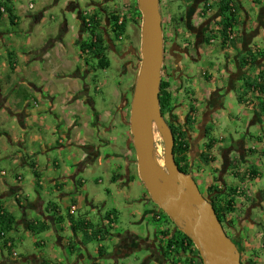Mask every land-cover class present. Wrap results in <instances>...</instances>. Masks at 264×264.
Masks as SVG:
<instances>
[{"label":"crops","instance_id":"crops-1","mask_svg":"<svg viewBox=\"0 0 264 264\" xmlns=\"http://www.w3.org/2000/svg\"><path fill=\"white\" fill-rule=\"evenodd\" d=\"M13 1L0 0V4H6L13 16L10 18L5 6L2 7L0 11V211H5L15 219L13 208H19L23 218L18 222L15 219L12 231L24 230L26 236L31 234L29 225L39 226V223H46L49 229L39 233L38 236L46 234V237L50 238L56 235L57 245L63 248L64 255L50 250L47 256L44 253L40 256L30 255L18 261L15 257L17 253L13 251L15 239L10 237V232L5 238L8 244H11V249L4 245L5 241H0V248L10 251L7 256H2L1 264L20 262L49 264L51 261H56L57 264H65L64 261L67 262L66 264H103L104 259H111L113 264H124L123 259L127 256L143 250H146L148 255L140 264L152 262L186 264L187 258L184 254L180 257L173 255L170 258H163L166 246L159 237V234L165 231L163 229L156 230L154 238L148 236L144 240L141 235L132 231L116 232L114 229L116 225L107 220L111 211L106 214L100 213L102 223L96 227L88 218L81 216L77 220L73 216L79 211L78 201L82 199L81 195L85 193L87 186L81 176L87 174L89 167L97 163L101 164L104 147L109 148L112 144L111 137L118 116L128 128L124 136L128 141L130 153L132 136L127 124L128 113L125 110L121 116L116 111L114 117L111 111L104 113V109L101 110L103 113H100L96 102L90 96L88 82L96 73L93 68L96 60L94 62L90 60V65L87 64L85 60L88 57L81 50L90 35L83 31L80 17L83 10L78 4L70 2L67 6L72 12L78 11L77 30L70 28L65 21L55 38H48L40 46L32 47L33 26L39 28L48 25L45 15L49 5L45 6L38 15L28 11L17 14ZM233 1L238 7L237 23L234 27L237 35L236 43L223 45L219 1L185 0L189 22L185 27H178L181 28L179 30L181 35L193 44L188 58L191 59L189 63L191 66L210 64L213 66V73L200 69L196 75L193 67L187 64L185 66L183 63L186 68L182 81L185 91H180L175 97L179 103L176 114L181 127L187 129L191 136V144H193L190 155L193 157L203 153L204 146L208 142L205 131L207 128L212 130L210 137L215 144L211 152L214 162L207 165L210 178L214 171L219 172L222 181L214 185L223 183L224 186H219V190L236 191L233 197L235 211L228 220H235L233 231L239 239L238 247L241 256L246 260L243 261L246 264H264V182L263 173L257 167L261 163L264 164V111L259 108V102L264 101V94L250 91L244 97V102L239 101L244 94V83L249 82L250 79L259 83V75L264 72V58H258L256 63L245 68H241L240 64L241 59L249 52L256 55L264 54V45L257 43L258 40L264 41V3L262 0H256V10L251 15L242 8L239 0ZM99 4L101 3L92 1L87 11L92 14L97 10L102 21L100 34L109 45L105 54L117 55L119 40L113 41V37L108 35V16L98 10ZM207 7L211 8L212 14L214 12V15L216 14L215 16L211 13L207 14V18L210 19L201 16L202 11ZM29 10L32 9L29 7ZM22 18H26L31 26V34L27 36L25 43L21 41V35H24L22 29L26 26L21 23ZM7 22L12 27H19L21 32L5 30ZM69 32L73 33L72 40H66ZM216 43L219 47L212 50V46ZM222 56H224L223 61H221ZM123 66L122 73H133L129 71L130 66ZM102 85L107 86L108 81ZM134 86L135 81L128 82L120 96L122 104H131L132 98H129V95H133ZM237 89L241 91L237 97L239 105L253 112L251 123L259 130L256 134L248 131L239 139L231 138L225 141V137L217 138L214 135V127L220 126V119L230 106L226 103L228 95L231 96V91ZM188 90L192 91V102L187 99ZM113 104L114 100L111 99L110 110L113 109ZM122 104L118 109H123ZM188 105H192L195 109L189 108ZM189 115L193 121L190 126L186 122ZM74 143L78 146H74ZM120 158L118 156L117 160ZM197 160L198 158L194 159L192 164L196 165ZM116 166L120 169L119 164ZM26 169L32 172L33 180L28 181L23 178V171ZM251 171L258 172V177L251 180ZM205 177L207 178V175L204 176L203 181L208 183L204 188L209 189L211 183ZM259 181L262 185L256 188L255 184ZM112 182H116V175L112 177ZM67 199L71 201V205L68 206L69 211L72 207L76 208L74 214L71 212L69 214V225L55 202ZM110 220L115 221V217H110ZM66 228L71 229L72 233V238L68 237L67 241L60 235ZM87 239L98 241L111 239L113 254L110 255L108 250L100 245L97 251L92 253L87 247ZM36 246L45 247L44 238L37 240ZM65 247L73 255L72 259H67ZM75 257L76 259H73Z\"/></svg>","mask_w":264,"mask_h":264},{"label":"rangeland","instance_id":"rangeland-1","mask_svg":"<svg viewBox=\"0 0 264 264\" xmlns=\"http://www.w3.org/2000/svg\"><path fill=\"white\" fill-rule=\"evenodd\" d=\"M92 1H95L97 3L100 2L101 4H99L98 8L108 7L110 8L109 10L112 13L113 12L117 13L120 16V19L123 20L127 19L128 22L127 34L124 36L125 38L123 39V44L119 45V50H118L120 53H122L121 55H123V58H126L124 60L125 62L121 61L122 60L121 57L109 53L108 56L109 59L111 60L110 68L106 69L105 71H101V70L96 71V73H94L93 77L88 82V85L91 90L90 96L96 102L97 110H99L100 113H103L101 111L103 109H104V113L106 111L108 112L111 111L114 117V115L116 114V109L120 106V99H121L120 96L124 92V88L127 87L128 82L133 83V81H136V77L138 75V71L140 68L142 15L140 13L141 15L140 19L135 16L134 9L136 6L138 7L137 0H85V1L14 0L13 7L15 6L14 8H16L15 11L17 14H20L22 11H28L31 14L38 15L44 10L45 6L49 5V7L46 8L47 14L45 15L47 21L46 23L48 25H45L46 27L41 26L39 28L36 27V25L33 26L34 33L33 35H31L32 36L31 41H32V47H34V45L40 46L42 43H44V41L48 40V38L49 39L55 38V36L59 34L58 32L61 28V24L64 23L65 21H67L70 28L73 27L74 29L77 30L78 11L76 10L75 12H72L71 10H68L67 6L70 4V2L74 3L75 5L78 4L80 9L84 11L89 8V4ZM239 1L242 4V8L245 11L249 12L251 15L256 10V0H239ZM262 1L264 3V0ZM105 2L107 3V5L105 4ZM30 5L33 6L32 10H29ZM160 6L163 17V29L164 31H166V36L169 39L171 36L169 27L172 25V22L175 21L174 19H176L175 18L176 15L177 18H179L176 8L177 0H162ZM95 13L99 15L97 10H95ZM21 23H23V25L26 24L25 29H22V34L24 35L23 36L21 35V41L25 43L27 36L31 34V30H30L31 26H29L30 24L26 18H22ZM5 30H8L10 32H16V31L21 32L20 31L21 29H19V27L18 28L12 27L9 24V22L6 23ZM70 31L72 30L70 29ZM73 38L74 36L73 33L71 32H69L66 35V40L67 39L72 40ZM257 43L258 44L262 43V45H264V41L262 40H258ZM169 44L167 43L168 46ZM24 46L26 47V45ZM216 47H219L218 43L212 46V50H215ZM128 52H131L132 57H127ZM223 60H224V56H222L221 61ZM127 61L131 62L129 71H132L135 75L133 73H128V74L122 73L121 70L122 65L124 64L127 65ZM214 61H217V59H214ZM172 64H173L172 60L169 59V56H167L164 62V66L166 68H170ZM186 64L194 68L196 75L198 74L200 69L213 73V66L210 64L205 66H202L200 64L199 65L196 64L193 66H191L189 63ZM106 81H108V85L103 86L102 84ZM188 91L191 93V95L187 93V99L189 100V102H192L193 100L192 91L190 90ZM116 92H118V95H116ZM240 93L241 91L237 89L233 92L231 91L230 93L231 96L228 95V100L226 103L229 104L230 106L229 108L226 109L225 113L221 117L220 126L214 127V131H215L214 135L217 138L225 137L226 139L225 141H228L231 138L239 139L240 136H243L244 134L248 133V131H250V133L252 134H256V132H258L259 129L256 128V126H254L251 123L253 119V115H252L253 112L248 109H245L244 107H241V105H239L238 103L237 97L239 96ZM129 98L133 99V95L130 94ZM111 99L114 100L112 110L109 109V103ZM174 100H175L174 104H177L178 99L174 98ZM188 106L189 108H194L192 105H188ZM115 126H116L115 131L113 132L111 137L112 144L109 148L104 147L101 164L97 163L94 166L89 167L87 174L81 176V178L87 183V186L84 191L85 193L81 195L82 199L78 201L79 211L76 212L73 216L77 220H79L81 216L88 218L93 222V225L96 227L97 225L102 223L100 213L106 214L107 212L110 211L115 212V214L118 213L116 215H113L115 217V221L113 225H116L114 227V229H116L115 230L116 232H121L122 230L132 231L134 233L141 235L144 238V240H146L148 236L154 238L156 230L163 229L165 230L164 231L165 233L167 232V235H163L162 233L164 232H161L159 234V237L162 238V241H164L165 246H167L169 240L172 238L170 236V231H168V229L174 228V224L170 220L167 221L165 219L160 209H159L160 214H158V216H160L159 219L157 220L156 218L155 219L152 218L154 214H156V212L159 211L158 209H155L157 207L150 199L143 183L139 179L137 163L135 162L136 165L134 163V159L136 160V156L134 157L131 151L129 153L128 141L124 136V133L126 130H128V128L123 124V121L121 118H119V116H118V120L115 122ZM90 139H96V138H90ZM155 140H156L155 144L157 148L158 158L163 163L164 145L158 133L155 134ZM65 145L67 146V141L65 142ZM73 145L78 146L76 145V143H74ZM118 156L121 157L120 160H117ZM109 157H114V158H109ZM117 164H119L120 169H117L116 166ZM129 164L130 166H128ZM3 166L5 167V165ZM127 167L129 168V171L131 173L130 175H127V171H126ZM195 167H197V169H195L194 171L196 181L202 193L206 192L205 194L208 195L207 192L208 189L204 188L205 184L208 182L203 181L204 176L206 175L207 178L205 177V179L210 181L212 188L218 189L219 186L222 187L223 183L222 185L221 184L217 186L214 185L215 183H219V182L221 183L222 181L219 172L216 171H214L213 173L211 172L212 177L210 178L209 168L207 166H204V164L200 161V159L196 161ZM257 167L260 168V172L263 173V182H264V164L261 163L260 165H257ZM115 175H116V182H112V177ZM257 177L258 175H256L255 177H251V180ZM23 178L29 181V180H33L34 176L29 169H26L23 171ZM260 184L262 185L260 181L257 182L255 184V187L258 188ZM55 202L58 204L62 212V216L66 221L67 225H69L70 208L68 209V206L71 205L70 204L71 201L67 199L66 201H58V202L55 201ZM13 209H14L13 211L14 217L17 220L16 222L21 221L23 218V214L20 212V209L16 207H14ZM231 215H228V217H232ZM230 221L232 222V225H234L235 220L231 219ZM40 224H46V223L42 222L39 223V225ZM14 226L15 223L13 224V228ZM70 231L71 229L69 230V228H66L64 232L60 233L61 237L65 238V241H67L68 237L72 238V233ZM9 235L13 239H15V247L13 251L17 253L15 254V257H17L16 260L18 261L23 258H27L30 255L40 256L42 253H44L47 256L50 253V250L58 251L60 254L64 255L62 251L63 248L57 245L56 235H52L50 236V238H47L46 234H41L39 236L36 235L37 237L32 234H30V236H26L24 230L21 229L20 231H15V232L11 231ZM43 238H44V242H46V246L45 247L36 246V241L41 240ZM86 243H87V247L92 253H95V251H97L100 245V246H104L105 249L108 250L110 255L113 254L111 239H106L104 241L87 239ZM8 248L11 249L12 247L11 248L8 247ZM65 248H66L65 252H67V259L68 260L72 259L73 255L70 254L67 247ZM9 249L0 248V264L3 261V257L7 256V253L10 252ZM196 252L198 251L194 246L192 249V253L196 254ZM147 255L148 252L146 250L139 252L135 251L134 253L123 259V262L124 264H140L141 261L145 260V257ZM189 257L190 258L187 259H191V256ZM73 259H76V257ZM242 260L245 259L242 257ZM245 261H243L242 263L246 264ZM64 263L66 264L67 262L64 261ZM185 263L193 264L189 260H186ZM18 264H29V263L20 262ZM49 264H57V262L51 261ZM103 264H113V262L111 259H104ZM151 264H157V263L152 262Z\"/></svg>","mask_w":264,"mask_h":264},{"label":"water","instance_id":"water-1","mask_svg":"<svg viewBox=\"0 0 264 264\" xmlns=\"http://www.w3.org/2000/svg\"><path fill=\"white\" fill-rule=\"evenodd\" d=\"M137 4L142 15L141 62L129 126L139 179L153 203L192 241L203 264H243L213 205L192 175L181 172L175 161V137L160 103L165 54L160 0H137ZM179 61L176 58V65ZM156 133L164 145L163 163L157 155Z\"/></svg>","mask_w":264,"mask_h":264},{"label":"trees","instance_id":"trees-1","mask_svg":"<svg viewBox=\"0 0 264 264\" xmlns=\"http://www.w3.org/2000/svg\"><path fill=\"white\" fill-rule=\"evenodd\" d=\"M162 3V0H160V4ZM6 5V4H5ZM5 5L0 4V11L2 10V7ZM7 12H9L10 18H12V12L8 8V6L4 7ZM3 8V9H4ZM135 16L140 19V12L138 11V7H135ZM220 14H221V22L220 25H222L221 35H222V41L223 45L226 44H235V39H230V35L233 33V29L237 23L236 16L238 13V7L234 2H231L230 0H221V6H220ZM99 11H103L107 14V21L109 25V30L107 31L109 36L113 37V41L119 40L121 37H124L127 34V19H124L122 23H120V16L115 13L111 12L107 7H101ZM137 12V14H136ZM142 18V17H141ZM82 20V28L83 31L85 30L89 35L90 38L87 42L83 43L81 50L84 53V55L87 58L86 63L90 65L89 61L96 60L94 62L95 66L93 67L95 71L98 70H104L108 69L111 66L110 60L108 59V56L105 54V51L109 48V45L107 44L104 37L100 34V28L102 25V21L99 19V16L97 14H93L91 17V27H87ZM258 58H264L263 53H258L256 55L255 53L249 52L245 55L244 58L241 59L240 64L241 68H245L246 66L253 65L257 62ZM260 82L256 83L250 79L249 82L244 83V94L241 95L239 98V101L242 103L244 102V97L248 92H258L260 95L264 94V72H262L260 75ZM169 84L162 82L161 88H160V103H161V111L163 115H166L171 109V107L174 104V98L172 95L168 92ZM188 94L191 95L189 91H187ZM259 108L264 111V101L259 102ZM193 110V109H192ZM187 125H191L193 121L191 120V115H189L186 119ZM174 136H175V147H174V155L178 153L182 159L181 160H187V155L189 152V145L187 143V131L184 127H177L175 124L170 126ZM212 130L206 129L205 136L208 139V142L205 145L206 152L202 153L200 161L205 165H209L212 162H214L213 157L211 156V152L214 148L215 141L213 138L210 137ZM177 163V162H176ZM178 165V163H177ZM180 171L183 173H186V170L179 167ZM258 175L256 171H251L250 176L255 177ZM209 192H215V198L213 203V207L217 213V216L219 220H221L222 217L228 216L229 214L234 213V205H235V199L233 198L236 195V191L234 189H231L229 193H223V190H218L217 188L210 187ZM218 192V193H217ZM161 213L165 217L167 221L170 219L166 214H164L162 211ZM115 214V212H111L109 216H107V220L111 221L113 224L114 221L110 220V217H112ZM15 223V219L5 211H0V236L3 233L6 237L7 233H10L13 230V224ZM82 225V224H81ZM81 228H84L81 226ZM29 231L32 235L36 236L39 233H43L49 229V226L47 224H40L39 226L36 225H29ZM163 235H167V232L162 233ZM3 237H0V240L5 241L4 245L8 244L7 239ZM194 245L192 241L184 235L182 232L177 230V233L172 236V238L169 240L168 245L166 246L165 254L166 258L170 256H181L184 254L186 258H189V256H192V249ZM100 252H103L100 250ZM189 260V259H188ZM199 261L201 264H203L202 260L199 257Z\"/></svg>","mask_w":264,"mask_h":264},{"label":"flooded vegetation","instance_id":"flooded-vegetation-1","mask_svg":"<svg viewBox=\"0 0 264 264\" xmlns=\"http://www.w3.org/2000/svg\"><path fill=\"white\" fill-rule=\"evenodd\" d=\"M194 1L198 2L199 0H194ZM212 1H216V0H212ZM218 1H219L218 7L220 9L221 0H218ZM230 1L234 2L233 0H230ZM105 4L107 5L106 2H105ZM186 4L187 3H185V0H178L177 1V7L176 8H177V13L179 15V18H177V15H176V17H175L176 19H174L175 21L172 22V25L169 27L170 32H171V36H170L169 39L166 36V31H164V29H163V31H164V50H165V52H164L165 53L164 54V62L166 60V57L169 56V59L172 60L173 64H172V66L170 68H166L165 66H163L162 82H165V83L169 84L168 92L172 95L173 98L177 97L179 95L180 91L181 92L185 91V89H184L185 87H184L182 81H183V78H184L183 77L184 76L183 73H184V70L186 68L184 67L183 63H185V66H186V63L190 62L189 60H191V59L188 60V58H189V55H190V50H192V48H193V44L191 42H189L188 39H185L181 35V33L179 32V30L181 28L178 27V26L185 27V24H187L189 22L188 11L185 10ZM98 9L100 10L101 8H98ZM84 12L85 11H82L80 13V17H81V19H83V21H84V17H83V13ZM202 12L203 13L201 14V16L203 18H207V14H210V13H211L212 16L216 15V14L214 15L215 12L212 14V11H211L210 7H207V9H204ZM93 14H94V12L92 13V16H93ZM207 19H210V18H207ZM233 35L235 37L234 39H236L237 35H236L235 31H234ZM123 39H124V37H121L119 39V43L120 44H123ZM169 42H170V44H169ZM167 43L169 44V46L167 45ZM117 49H119V44L117 45ZM121 54L122 53H120L119 51L117 52V56L121 57V59H122L121 61H124L126 58H123V55H121ZM127 54H128L127 57H132L131 52H128ZM178 57H180V61H179L178 65H176V58H178ZM189 64L191 65V63H189ZM125 65L126 64H124V66ZM126 66H131V62L127 61V65ZM166 70H167V73H166ZM188 70H189V68H188ZM175 84H177V85H175ZM173 88H175V89H173ZM121 102L123 103L122 99L120 101V105L122 104ZM180 103H181V101H180ZM178 106H179V103L173 104V106L171 107L170 111L168 113H166V115H163L164 118L166 119V121L168 122L169 126L175 124L177 127H181L179 119H178V116L176 114V110H177ZM122 107H123L122 110L117 108L116 111H117L118 115L123 116V111L127 110V113H128L127 124H128L129 131H130L129 121H130V114H131V104L130 103H124V104H122ZM188 126H190V125H188ZM185 130L187 131V135H188L187 143L189 145V152H188V155H187V160H185V161L181 160L182 157L178 153H176L174 155L175 156V161L178 163L179 167H181L182 169L186 170V174H191L192 177L194 178L195 182L197 183L196 177H195V173H194L195 169H197V168L192 163L194 162V159H197V158L201 159V155L202 154L200 156H194V157H193V155H190L191 154L190 153V148H191V145L193 143L191 144V138H190L191 136L189 135L188 130L187 129H185ZM175 145H176V143H175ZM130 147L132 148V150H131L133 152L132 155L134 154L133 156L135 157L136 156V151H135V148H134V145H133V141L130 143ZM204 152H206L205 146H204L203 153ZM135 162H136V160L134 159V163ZM135 165H136V163H135ZM128 166H130V164ZM126 171H127V175L131 174L128 167L126 168ZM207 192H208V195L205 194L206 192L202 193V191H201V193L205 196V198L213 205L212 202L214 201L216 193L215 192H209V190ZM223 193H229V192H224L223 191ZM155 209H158L159 212H156L157 215L154 214L153 217H154V219L156 218L158 220L159 217H160V216H158V214H160V210H159L158 207L155 208ZM229 215H231V214H229ZM228 219H229L228 216L222 217L220 222L222 223L223 228H224L225 232L227 233V235L236 243V245L238 247L239 239H238L237 235L235 234V232L233 231L234 225H232V222L230 220H228ZM175 228L176 227L174 225V228L168 229V231H170V236L171 237L174 236L176 234L177 230H178L177 228L176 229ZM124 240L126 241V239H124ZM238 249H239V247H238ZM239 251H240V249H239ZM197 253H198V255H197ZM163 258L166 259L165 252L163 253ZM189 261L192 262L193 264H194V262H195V264H201L200 261H199V252H196V254L192 253L191 259H189ZM242 262H243V260H242Z\"/></svg>","mask_w":264,"mask_h":264},{"label":"built area","instance_id":"built-area-1","mask_svg":"<svg viewBox=\"0 0 264 264\" xmlns=\"http://www.w3.org/2000/svg\"><path fill=\"white\" fill-rule=\"evenodd\" d=\"M80 1H85V0H80ZM30 9H33V6L32 5L30 6ZM83 17H84V23H85V25L87 27H91V23H92L91 22V17H92L91 12L85 11L83 13ZM122 21H123V19L120 20V23H122ZM233 34H234V32L230 35V39H234L235 38ZM75 211H76V208L75 207H72L70 212H71V214H74ZM0 237L3 238V237H5V235L2 233ZM7 246L8 247H11V244H7Z\"/></svg>","mask_w":264,"mask_h":264},{"label":"clouds","instance_id":"clouds-1","mask_svg":"<svg viewBox=\"0 0 264 264\" xmlns=\"http://www.w3.org/2000/svg\"><path fill=\"white\" fill-rule=\"evenodd\" d=\"M235 30L233 29V32H234Z\"/></svg>","mask_w":264,"mask_h":264}]
</instances>
